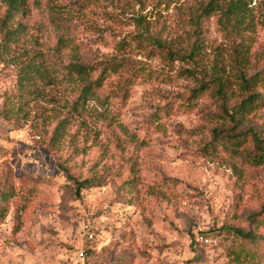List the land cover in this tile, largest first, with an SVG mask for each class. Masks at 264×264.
Wrapping results in <instances>:
<instances>
[{
    "label": "rangeland",
    "instance_id": "obj_1",
    "mask_svg": "<svg viewBox=\"0 0 264 264\" xmlns=\"http://www.w3.org/2000/svg\"><path fill=\"white\" fill-rule=\"evenodd\" d=\"M208 1L29 0L23 23L40 45L62 33L51 7L68 9L74 14L61 22L85 60L120 62L113 82L130 79L132 91L117 122H73L60 138H52L54 126L46 133V113L15 130L0 122V190L35 192L20 233L12 215L0 225V264H226L223 232L245 228L264 203V166L201 150L220 107L208 94L189 100L212 79L202 70L231 71L235 38L219 15L202 19L194 35L189 19ZM246 1L256 22L253 51L264 52V0ZM141 17L147 35L180 55L197 40L194 64L142 43ZM12 80L13 70L0 64V105ZM256 130L264 137V111ZM95 174L102 185L77 194L75 181Z\"/></svg>",
    "mask_w": 264,
    "mask_h": 264
},
{
    "label": "trees",
    "instance_id": "obj_2",
    "mask_svg": "<svg viewBox=\"0 0 264 264\" xmlns=\"http://www.w3.org/2000/svg\"><path fill=\"white\" fill-rule=\"evenodd\" d=\"M135 1L142 4L145 0ZM251 3L209 0L199 5L197 15L190 17L196 37L202 19L219 15L225 31L235 38H231L230 44L231 71L225 75L214 67L209 72L202 70L204 77L212 79L200 81L189 102L208 94L220 107V114L213 117L217 127L211 132V140L201 146L204 153L212 156L226 153L244 167L259 168L264 166V137L256 130V124L264 111V93L259 90L264 87V65L254 70L253 62H260L264 52L253 51L256 22ZM49 12L52 23L62 33L56 36L54 45L45 48L38 37L29 35V28L23 23L30 14L29 0H0V64L13 70L11 89L2 95L1 124L7 130H15L34 120L36 114L46 113V133L54 126L55 139L73 122L80 126L87 119L117 122L132 91L130 79L113 82L122 64L115 60L86 61L81 46L66 33L61 22L74 13L55 5ZM141 19L137 24L143 30L142 43L172 59L193 62L199 53L197 40L187 50L188 54L180 55L183 52L174 49L172 43L147 35ZM101 182L102 177L97 174L82 182L75 181L76 193L101 186ZM34 198V190L18 192L13 187L0 190V225L12 215L13 233H20ZM223 233L229 242L226 264H264V203L247 216L245 228L229 227Z\"/></svg>",
    "mask_w": 264,
    "mask_h": 264
},
{
    "label": "built area",
    "instance_id": "obj_3",
    "mask_svg": "<svg viewBox=\"0 0 264 264\" xmlns=\"http://www.w3.org/2000/svg\"><path fill=\"white\" fill-rule=\"evenodd\" d=\"M80 256H82V253H80Z\"/></svg>",
    "mask_w": 264,
    "mask_h": 264
}]
</instances>
